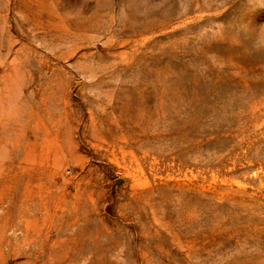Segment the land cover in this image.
Masks as SVG:
<instances>
[{"label": "rangeland", "instance_id": "1", "mask_svg": "<svg viewBox=\"0 0 264 264\" xmlns=\"http://www.w3.org/2000/svg\"><path fill=\"white\" fill-rule=\"evenodd\" d=\"M0 264H264V0H0Z\"/></svg>", "mask_w": 264, "mask_h": 264}, {"label": "bare ground", "instance_id": "2", "mask_svg": "<svg viewBox=\"0 0 264 264\" xmlns=\"http://www.w3.org/2000/svg\"><path fill=\"white\" fill-rule=\"evenodd\" d=\"M19 79V78H18Z\"/></svg>", "mask_w": 264, "mask_h": 264}]
</instances>
